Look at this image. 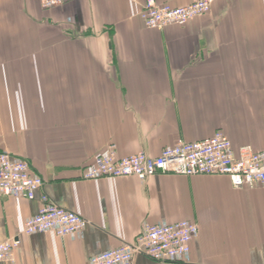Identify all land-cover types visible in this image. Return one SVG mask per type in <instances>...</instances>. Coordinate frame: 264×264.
<instances>
[{
    "label": "crops",
    "instance_id": "obj_1",
    "mask_svg": "<svg viewBox=\"0 0 264 264\" xmlns=\"http://www.w3.org/2000/svg\"><path fill=\"white\" fill-rule=\"evenodd\" d=\"M146 1L0 0V152L27 159L42 192L88 221L65 237L28 235L41 192L0 193V243L20 241L15 262L0 264H88L146 225L180 220L199 226L182 261L134 264H264V186L235 188L224 175L83 177L110 145L120 157L158 156L223 130L235 150L264 149V0H216L163 29L140 18Z\"/></svg>",
    "mask_w": 264,
    "mask_h": 264
},
{
    "label": "built area",
    "instance_id": "obj_2",
    "mask_svg": "<svg viewBox=\"0 0 264 264\" xmlns=\"http://www.w3.org/2000/svg\"><path fill=\"white\" fill-rule=\"evenodd\" d=\"M43 9L64 5L71 0H39ZM216 0H191L184 6H172L147 0L140 12L144 24L152 29L170 25H185L194 18L209 13ZM159 172L193 175H224L235 188L264 186V149L256 151L246 145L235 150L223 130L212 136L189 142L179 139L164 148L158 156L144 151L120 157L115 145L99 155L93 165L85 169L84 179L136 176L147 181ZM44 179L30 162L6 151L0 152V193L12 197L34 199L41 192L42 206L35 216L27 219L24 232L32 235L52 231L60 237L75 234L88 221L78 212L57 205L42 192ZM199 235L197 223L180 220L168 224L146 225L130 243L93 255L88 264H134L139 255L166 263L182 261L190 252L191 242ZM18 238L0 243V261L15 262Z\"/></svg>",
    "mask_w": 264,
    "mask_h": 264
}]
</instances>
